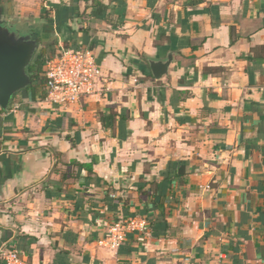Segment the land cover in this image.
<instances>
[{
	"label": "crops",
	"instance_id": "1",
	"mask_svg": "<svg viewBox=\"0 0 264 264\" xmlns=\"http://www.w3.org/2000/svg\"><path fill=\"white\" fill-rule=\"evenodd\" d=\"M100 1L94 18L84 0H0L5 20L90 50L106 79L74 105L23 90L0 108V249L23 264H264V0ZM171 54L156 80L149 60ZM172 162L186 175L159 197ZM127 216L152 223L112 249Z\"/></svg>",
	"mask_w": 264,
	"mask_h": 264
},
{
	"label": "built area",
	"instance_id": "2",
	"mask_svg": "<svg viewBox=\"0 0 264 264\" xmlns=\"http://www.w3.org/2000/svg\"><path fill=\"white\" fill-rule=\"evenodd\" d=\"M105 82L102 69L90 50L62 47L46 63L47 94L44 101L52 105H74L83 98L99 96ZM147 231L148 221L145 218H122L109 228L106 241L112 249H118L128 233ZM0 255L4 264H23L21 255L13 244H6L1 248Z\"/></svg>",
	"mask_w": 264,
	"mask_h": 264
},
{
	"label": "water",
	"instance_id": "3",
	"mask_svg": "<svg viewBox=\"0 0 264 264\" xmlns=\"http://www.w3.org/2000/svg\"><path fill=\"white\" fill-rule=\"evenodd\" d=\"M34 30H26L0 17V108L7 111L16 94L32 85L28 66L39 52ZM172 54L165 60H149L156 80L169 72Z\"/></svg>",
	"mask_w": 264,
	"mask_h": 264
},
{
	"label": "trees",
	"instance_id": "4",
	"mask_svg": "<svg viewBox=\"0 0 264 264\" xmlns=\"http://www.w3.org/2000/svg\"><path fill=\"white\" fill-rule=\"evenodd\" d=\"M84 1L88 3L91 8H93L91 15L94 18H101L104 16L103 10L105 6L100 0H84ZM34 35H35L34 38L39 42V45L40 44L45 45L46 53L38 52L32 63L28 66L27 73L32 79V85L26 90L31 91L33 100H36L37 98L44 100L47 94L46 85H45L46 63L48 62V60H50L52 57L58 54L60 48L59 49L57 48V44L55 41L54 42L50 40L44 41L41 38L40 33H35ZM71 166H75L76 168H78V171H82L83 169H85L89 175L94 174V170L92 166L89 164H80L73 161L71 163ZM186 166L187 163L185 162L181 164L172 162L169 164L167 170L163 173L162 181L159 183V190H158L159 197L165 196V189L167 188V185L172 184L175 179L180 180L182 177L186 175L185 173ZM153 204L155 205V203ZM166 216L167 214L165 213V211H162L159 217L157 229L163 228V230L165 231L168 230L169 226L165 220ZM125 218H132V217L127 216ZM144 218L147 219V221L149 222L150 218H148V216H145ZM150 220L152 223V219ZM155 231L154 234H156Z\"/></svg>",
	"mask_w": 264,
	"mask_h": 264
},
{
	"label": "rangeland",
	"instance_id": "5",
	"mask_svg": "<svg viewBox=\"0 0 264 264\" xmlns=\"http://www.w3.org/2000/svg\"><path fill=\"white\" fill-rule=\"evenodd\" d=\"M26 30H30L28 28H24ZM39 53H46V48H45V45L43 44H40V47H39Z\"/></svg>",
	"mask_w": 264,
	"mask_h": 264
}]
</instances>
